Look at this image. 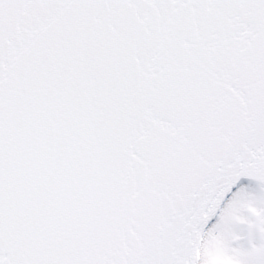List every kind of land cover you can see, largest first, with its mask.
I'll return each mask as SVG.
<instances>
[{
	"label": "snow or ice",
	"instance_id": "obj_1",
	"mask_svg": "<svg viewBox=\"0 0 264 264\" xmlns=\"http://www.w3.org/2000/svg\"><path fill=\"white\" fill-rule=\"evenodd\" d=\"M0 264H264V0H0Z\"/></svg>",
	"mask_w": 264,
	"mask_h": 264
}]
</instances>
